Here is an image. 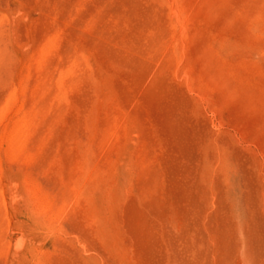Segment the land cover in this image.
Masks as SVG:
<instances>
[{
	"label": "rangeland",
	"instance_id": "374dc122",
	"mask_svg": "<svg viewBox=\"0 0 264 264\" xmlns=\"http://www.w3.org/2000/svg\"><path fill=\"white\" fill-rule=\"evenodd\" d=\"M0 264H264V0H0Z\"/></svg>",
	"mask_w": 264,
	"mask_h": 264
}]
</instances>
